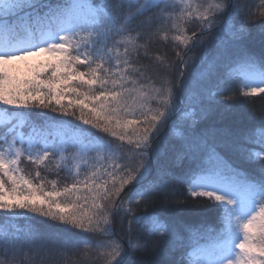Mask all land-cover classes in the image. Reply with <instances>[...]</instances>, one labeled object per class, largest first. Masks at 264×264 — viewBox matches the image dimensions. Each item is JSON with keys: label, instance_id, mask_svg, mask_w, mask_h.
<instances>
[{"label": "snow or ice", "instance_id": "snow-or-ice-1", "mask_svg": "<svg viewBox=\"0 0 264 264\" xmlns=\"http://www.w3.org/2000/svg\"><path fill=\"white\" fill-rule=\"evenodd\" d=\"M253 27L259 54L247 46ZM161 43L171 58L154 53ZM213 43L210 60L191 54ZM232 81L238 91L226 87ZM257 95L264 0H0V216L46 218L93 238L0 226V264H125L141 232L158 238L164 264H264V111L252 128L198 130L216 106L228 112ZM24 109L59 113L61 127L74 117L103 135L77 126L58 141L25 136L13 123ZM169 155L194 167L177 174L160 163ZM233 156L259 168L241 169ZM22 158L37 169L52 163L72 182L39 170L30 179ZM181 185L215 202L219 229L169 215L187 203L175 199Z\"/></svg>", "mask_w": 264, "mask_h": 264}, {"label": "trees", "instance_id": "trees-1", "mask_svg": "<svg viewBox=\"0 0 264 264\" xmlns=\"http://www.w3.org/2000/svg\"><path fill=\"white\" fill-rule=\"evenodd\" d=\"M109 2L115 4L118 0H95V3H105ZM195 2V0H194ZM241 3L244 0H240ZM259 3V0H256ZM252 35L247 42V46L250 51L259 54L261 51L260 45V35L256 27L252 28ZM153 51L156 54H163L167 52L169 58H171L174 53L172 52L170 47H166L163 43L154 45ZM215 53V44H211L207 49V52L203 49H194L192 55L197 57L201 55H207L210 60ZM146 63V61H144ZM197 64L200 63L199 60L196 61ZM81 70H84L81 68ZM226 87L229 89H236L238 91V82L232 81ZM227 94V93H226ZM68 97H64L63 102L67 103ZM223 105L216 106L213 111L209 112L206 119L201 120L198 125V130H203L205 128H209L212 126H221L224 124L233 125L240 128H252L259 125V113L264 111V95H257L255 97H249L247 99H240L236 102L231 111L225 112L223 111ZM1 113V112H0ZM4 116H7L4 112H2ZM179 115V111L177 112V116ZM130 119H137V117H129ZM18 120H21L20 130L24 135H38L42 131H52L54 128L69 130L73 127H82L85 129H89L94 134L103 135L100 133H96V130L91 129L89 125H83L81 121L76 120L74 117H63L62 119L65 121L63 127L60 126L61 116L59 113H53L49 109H24L23 115L13 119V123H16ZM5 129L0 128V132ZM111 139V138H108ZM0 146H3V142L0 141ZM70 152V151H69ZM230 162H232L235 166L240 167L241 169H248L249 171L258 169L259 165H248L243 161L238 159L237 157H230ZM160 163L167 164L172 168L174 172L177 174H183L188 172L191 167L194 165H190L188 161H183L180 164H177L174 158L169 155L166 159H162ZM19 167L22 169V174L27 176L28 178H33L35 176V172L39 170L41 172V176H47V179L53 180L56 179L60 181L61 184L67 182L71 183L72 180L67 174L63 171L56 174L55 165L49 163L48 169L37 167L27 161L26 159H21ZM153 168H155V160L153 163ZM86 171V170H84ZM83 179V176L81 177ZM34 183H39L38 180H34ZM186 185L178 186L176 189L175 199L184 200L187 199V203L181 208L175 209L169 215L175 218L176 220L182 222L183 224L190 225L193 227L200 228L201 231L206 229H219L221 226L219 224V211L214 206V201H209L207 198H200L199 200L192 198L186 190ZM51 186L46 190H50ZM0 226L7 228H19L22 230H28L32 226H35L42 236H55L59 235L61 237H70L72 239H85L88 241H92L91 236L81 235L76 230L67 229L65 226L53 224L52 222L47 221L46 218L35 217L33 216L30 220H26L24 218H19L16 221L10 222L8 224H4V217L0 216ZM115 231L117 235L120 233V225L119 222H116ZM185 237L187 233H184ZM207 238V235L205 236ZM204 238V239H205ZM157 237H147L146 233H139V238L133 241L131 247L127 249V254L125 257V264H164L166 257L156 255L153 249L156 247ZM190 249H185L188 252ZM177 257L179 253L176 254Z\"/></svg>", "mask_w": 264, "mask_h": 264}, {"label": "rangeland", "instance_id": "rangeland-1", "mask_svg": "<svg viewBox=\"0 0 264 264\" xmlns=\"http://www.w3.org/2000/svg\"><path fill=\"white\" fill-rule=\"evenodd\" d=\"M2 118V116H0V119ZM20 131V130H19ZM68 130H64V129H59V128H54L52 131H42L40 132L38 135H34L36 136L37 138L43 140L45 138H47L49 141L55 139V140H59L60 136L67 132ZM30 135V134H28ZM28 135H25V136H28ZM26 146V145H25ZM70 152L74 151L73 149H69ZM207 239V238H206ZM205 239V240H206ZM208 242V239L206 241H200L201 244H204V243H207Z\"/></svg>", "mask_w": 264, "mask_h": 264}]
</instances>
